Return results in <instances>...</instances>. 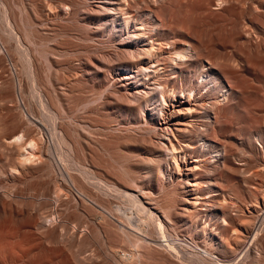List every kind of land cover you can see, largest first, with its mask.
I'll list each match as a JSON object with an SVG mask.
<instances>
[{"label":"rangeland","instance_id":"obj_1","mask_svg":"<svg viewBox=\"0 0 264 264\" xmlns=\"http://www.w3.org/2000/svg\"><path fill=\"white\" fill-rule=\"evenodd\" d=\"M143 17L193 48L169 78L208 100L199 186ZM0 264H264V0H0Z\"/></svg>","mask_w":264,"mask_h":264},{"label":"bare ground","instance_id":"obj_2","mask_svg":"<svg viewBox=\"0 0 264 264\" xmlns=\"http://www.w3.org/2000/svg\"><path fill=\"white\" fill-rule=\"evenodd\" d=\"M126 4H128V5L126 8L124 7L125 12H123L125 15V20L126 21H131L134 19L136 20L137 16H135V13L133 12V9L131 6L132 3L131 4L126 3ZM126 4H125V6H126ZM148 11L152 12L153 9L150 7ZM171 13H172V11H171ZM155 16L158 20L160 19L159 12H158V15L156 13ZM141 19H142V22L141 21L140 22L143 23V25H147V27L142 26V28H141L142 30L135 32V37L137 39L142 40L144 42V45H147V48H145V49L140 48L138 50L139 51H142V50L145 51L144 52V54H145L144 58H146V61L148 63H150V66H147V67H154L153 71L155 73H162V75L163 74L165 75L166 78L164 80H162V79L158 78V76H156L155 83L162 86V88L164 89V91L166 93L169 92L170 94L172 93L174 96H176V99L178 102V103H176V105H174V107L172 109L169 108V105H167V103H166L167 109L161 110L162 112H161L160 118L157 119L154 117V115H152L151 119L153 121V125L156 127V129H155V130H157L156 134H158V135L164 134L163 131L165 130V128L163 127V124L166 123L167 130L172 131L171 133L175 136V140L180 145L178 147L177 144H175L173 142V140H170L171 147H168L170 149V158H172V160L174 159L176 164L179 163L178 162V155L179 154L182 155L184 162H186L188 159V162H191L193 164V167H186L185 169L189 170L188 174L193 175L194 182L192 185L199 186V184L201 182L199 180L203 174V170L201 172L200 171L196 172L195 170L196 169L199 170L201 168V165L203 164L205 157L203 155L196 153L195 150L190 151L189 149H195L196 148L195 147L196 142L200 141V140H202L203 144L204 143L207 144L206 143L207 138L205 137V135H202L199 139L196 138L197 129L196 128L194 129V126H196L197 128L200 127V125L204 126V124H202L203 119L201 118L202 117V115H201L202 110L199 108V104L200 105H206L208 100H207L206 96H203V94L197 96V94L199 92L196 91L195 87H193L192 80L190 81L191 83L186 84L184 86L182 84L177 85L175 81H173L169 78V76H170L169 71L171 70V67L178 66V62L179 61L182 62L183 59L186 60L188 55H190L188 53H190V51L193 48L191 49V47H183V46L177 47L175 45L173 46V48H168V45L170 44V42L167 39H161L160 37H158L157 34H155L152 31L151 26H154V23L151 21V18H149V17L144 18L143 17ZM173 26H175V25H173ZM143 67H145V66H141L140 68H143ZM133 76L136 77L133 73L129 74V77H133ZM206 76H208V75H206ZM174 96H173V98H174ZM148 100L150 101V97L146 100V102H148ZM164 101H166V99H164ZM186 102L190 103L191 105L190 106L187 105L188 107H186L185 106ZM177 106H179V107H177ZM179 117H181V119H178ZM161 119L163 120V123L161 122ZM174 124H178V125L182 126V127L176 128V130L182 134H179V135L175 134V132H173V129L171 130V128L169 126L174 125ZM205 126H206V130H208V125H205ZM190 127L192 129H190ZM213 127H214L213 132H215L218 135L220 132L219 125H215ZM21 135L22 134L17 136V139L20 138ZM177 135H178V137H177ZM22 140H23V137H22ZM29 141L30 142H28V141L27 142L30 144V146L27 147L28 143L26 144V146H24L25 148H27V153L25 152L26 153L25 155H23L24 151H22L23 154L21 153L22 158L24 156L26 157V158L24 157L23 160H29L27 158H30L31 155L35 156V152H36L35 149L38 148V147H36V144H37L36 138L34 139V137H33V138H31V140L29 138ZM38 142H39V140H38ZM216 148H217L216 151L220 150L219 147H216ZM186 165H188V164H186ZM205 171H206V169H205ZM206 173H208V172H206ZM198 197H201V195L198 194ZM198 197H196V198H198ZM201 199H202V197H201ZM198 200L199 199H196L194 202H197Z\"/></svg>","mask_w":264,"mask_h":264}]
</instances>
